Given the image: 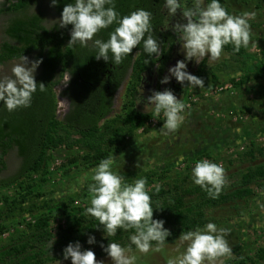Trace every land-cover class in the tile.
Listing matches in <instances>:
<instances>
[{
    "label": "trees",
    "instance_id": "trees-1",
    "mask_svg": "<svg viewBox=\"0 0 264 264\" xmlns=\"http://www.w3.org/2000/svg\"><path fill=\"white\" fill-rule=\"evenodd\" d=\"M38 1L3 0L0 4V15L10 17L4 27L8 41L0 45V65L17 61L21 55L41 59L35 79L46 87L44 92L37 90L31 107L27 109L8 112L0 102V173L7 169L6 157L11 151H16L20 161L14 175L2 178L0 174V236L8 234L7 239L0 240V264L69 261L64 260L63 247L58 245L67 246L76 241L81 243L82 250H92L96 258L107 256L100 247L101 243L105 247L109 243L128 245L134 230L118 229L114 237L105 238L103 226L95 218L85 215L90 206L88 188L70 198L56 197L53 192H41L36 188L49 181V163L59 149L69 153L61 162L64 172L71 167L92 169L100 160L124 152L139 129L144 128V134L150 132L145 126L155 116L153 111L136 109L137 88L143 74H151L156 67L162 72L169 52L179 43L163 0H115L116 10L122 16L139 8L153 14V32L161 42L162 55L158 60L150 59L143 53L141 45L133 49L120 65L111 61L106 63L95 58L96 49L91 42L87 47L69 44L71 25L66 28L54 26L50 30L44 27L42 11L29 14L31 7L38 6ZM48 1L51 6V0ZM72 2L74 0H58L57 5L51 7L61 16L64 6ZM220 2L223 6L224 0ZM116 26L113 24L101 30L94 39L106 41ZM248 49L249 46L235 52L232 45L224 49L230 61L245 72L238 82L230 80L235 89H241L248 82L264 80V49L259 58L249 56ZM145 59H149L147 65ZM65 76L68 80L61 95L69 100V109L60 118L55 87ZM126 79L120 111L113 114L115 94ZM159 87L156 91H161ZM186 93L181 90L182 102ZM161 122L159 127L163 125ZM249 147L244 155L250 159L264 152V148L257 147L253 141L249 142ZM187 167L173 178L168 176L171 169L136 170L123 175L127 183L140 177L147 179L146 188L153 201V218L164 220L165 228L171 232L166 244L179 239L181 233L208 223L207 211L254 197L252 185L264 191V164L245 171L232 192H226L224 185L217 199L209 198L204 190L193 184L192 169ZM9 190L10 194L3 192ZM75 202L81 205L76 206ZM157 207L160 209H155ZM59 220L65 223L58 224ZM89 235L95 236L96 244H87ZM224 264H264V249L257 250L253 256L236 251L231 259L224 260Z\"/></svg>",
    "mask_w": 264,
    "mask_h": 264
},
{
    "label": "clouds",
    "instance_id": "clouds-1",
    "mask_svg": "<svg viewBox=\"0 0 264 264\" xmlns=\"http://www.w3.org/2000/svg\"><path fill=\"white\" fill-rule=\"evenodd\" d=\"M57 3L58 0H51V6ZM163 7L171 18L180 10V20L186 23L177 22L171 26L177 34L184 59L168 69L169 75L160 80L161 84H169L174 78L182 86L187 82L186 87L204 88V79L191 74L187 70V62L199 64L206 57L210 61H218L227 45H232L235 52L249 46L251 29L248 17L254 13L243 16L230 14L220 0H208L207 3L205 0H192L191 7H185V0H163ZM152 15L150 11L139 8L122 16L116 10L115 0H74L64 6L61 17L55 22L61 28L72 26L69 44L87 47L91 42L96 49L97 60L120 65L133 49L141 45L143 53L150 59L158 60L162 55L161 42L153 32ZM113 24L117 26L106 41L94 39L101 30ZM41 63V59L29 61L28 57L21 55L11 68V75L0 77V102L8 112L30 108L37 90L45 91L44 84H38L35 79ZM148 63L149 59H145V64ZM149 91L151 94L146 100L142 95L138 96V104L144 101L145 107L152 108L155 117L163 116L161 134L176 133L185 122L186 105L171 89ZM151 135L155 136L156 132ZM114 164L115 157L109 156L91 170V183L88 185L90 206L86 208L85 215L95 218L103 226L105 238L114 237L118 229L134 230L128 245L109 243L105 247L101 243L100 247L111 264H136L133 246L142 254L158 252L165 246L171 232L165 228L164 220L153 218V201L146 188L147 179L140 177L127 183L125 177L114 169ZM88 178L86 174L82 180L87 181ZM191 180L209 198L217 199L226 183L225 170L215 162L202 159L192 168ZM229 235V229L212 222L183 232L179 236L178 254L169 258L168 264H224L225 259L233 257L227 239ZM86 242L88 245L97 243L93 235H89ZM63 258L70 259L71 264H104L103 260H97L92 250H82L79 241L70 242L63 249Z\"/></svg>",
    "mask_w": 264,
    "mask_h": 264
},
{
    "label": "rangeland",
    "instance_id": "rangeland-1",
    "mask_svg": "<svg viewBox=\"0 0 264 264\" xmlns=\"http://www.w3.org/2000/svg\"><path fill=\"white\" fill-rule=\"evenodd\" d=\"M2 2L3 0H0V4ZM205 3L207 2L205 1ZM191 6L192 0H185V7ZM223 7L230 14L237 16L254 13V16L249 15L248 17L251 29L248 55L257 58L254 54L256 49H264V2L260 0H224ZM39 10L44 13V27L50 29L59 26L55 21H58L61 16L56 14L48 0H39L38 6L31 7L29 14L37 13ZM9 18L8 15H0V45L8 41L4 35V27ZM27 57L29 61H33L32 55ZM183 59L184 55L178 43L169 52L162 72L156 67L149 76L148 74L142 75L140 82H144L143 84L139 82L137 88L136 109L141 112L150 113L152 111L151 107H145L144 101L138 104V96H141L145 89L149 96L151 94L149 90L156 91V87L160 85L161 91L166 88L171 89L178 99L182 97L181 90H185L187 97L183 103L194 99H196V102L191 103L190 107L185 109L184 124L176 133L165 136L159 132L162 126L159 127L158 125L159 121L163 123V116L152 117L157 125L152 127L147 123V129H150L148 134H144V131H136L135 139L132 142L129 141L127 149L113 155L115 157L114 169L121 175L136 170L146 172L171 169L168 176L173 178L176 174L184 172L187 166V168L192 169L197 161L207 159L224 168L226 176L225 190L230 193L238 187L239 177L245 171L259 164H264V152L262 155L256 154L254 159L244 155L250 148V141H253L257 147L264 148V80L248 82L241 88L245 87L244 91L246 92L235 89L230 80L233 79L238 82L245 72L242 67L231 62L229 56L224 53L218 61H210L206 57L199 64L192 61L187 62V70L191 74L204 79V88L186 87L187 82L184 86L177 82L172 83L174 78L169 84H161L160 80L169 75L168 69L174 66L178 60ZM17 62L18 60L0 65V77L10 76L11 68ZM249 63L253 64L252 62ZM37 73L38 69L35 76ZM67 80L68 76H65L63 82L55 87L57 115L60 118L69 109V100L61 95L62 90L66 87L65 82ZM126 82L127 80L116 95L113 114L120 111ZM251 84L254 85L249 86ZM224 85H231L232 88L213 97L209 96L214 88ZM206 94H208V97L205 96ZM229 106L232 109H228ZM254 116H256V119ZM245 127L249 132H247V137L242 139L239 134H241V131H245ZM152 132H156V135H151ZM68 154L64 149H59L54 154L55 159L49 163V181L45 185L37 186V191L53 192V196L70 198L76 197L84 188H88L91 183V170L93 168L79 167L75 169L71 167L64 172V169L61 168V162ZM204 155L209 158L202 157ZM19 162L16 151H11L6 157L7 169L0 173L1 177L7 178L14 175ZM86 174L89 178L87 181H83L82 178ZM252 190L255 194L254 197L245 201L229 202L206 213L209 222H215L218 227L230 230L227 239L233 253L239 251L247 256H253L257 250L264 249V191H261V188L256 185H252ZM3 192L10 194L11 190ZM74 205L79 206L81 204L75 202ZM64 223L62 220L58 222L62 225ZM7 238V233L0 236V240ZM179 244L180 241L177 239L172 243L165 244L160 251H150L147 254L134 250L136 264H168L169 258L178 254L177 247ZM60 245L58 246L63 247L62 249L66 247L64 244ZM180 251H183V248H180ZM97 260H103L104 264H111V260L107 256L98 257ZM56 264H59V262ZM60 264H71V261H63Z\"/></svg>",
    "mask_w": 264,
    "mask_h": 264
},
{
    "label": "built area",
    "instance_id": "built-area-1",
    "mask_svg": "<svg viewBox=\"0 0 264 264\" xmlns=\"http://www.w3.org/2000/svg\"><path fill=\"white\" fill-rule=\"evenodd\" d=\"M255 49V48H254ZM254 51V50H253ZM254 54L256 55L255 57H260V54H261V50H259V49H256V51L254 52ZM232 88V86L231 85H224V86H220V87H217V88H214V90L209 94V96L210 97H213V96H215V95H217V94H219V93H221V92H223V91H226V90H228V89H231ZM208 94H206L205 96H207L208 97ZM192 100H188V102H185L184 104L186 105V109H188L189 107H190V104L191 103H195L196 102V99H194L192 102H191ZM147 125V124H146ZM148 125H150V126H156L157 125V122L155 121V120H153V119H151V120H149V122H148ZM148 126H145V128H147ZM139 131H144V128L142 129H139ZM241 149V148H240Z\"/></svg>",
    "mask_w": 264,
    "mask_h": 264
},
{
    "label": "flooded vegetation",
    "instance_id": "flooded-vegetation-1",
    "mask_svg": "<svg viewBox=\"0 0 264 264\" xmlns=\"http://www.w3.org/2000/svg\"><path fill=\"white\" fill-rule=\"evenodd\" d=\"M180 16H181V12H180V10H178L177 11V14H176V16H174V17H170L171 18V20H172V25H174V24H176L177 22H182V23H186V21H183V20H180ZM148 76H149V74H148ZM127 80V79H126ZM125 80V81H126ZM147 80H149V79H147ZM143 82L144 81H141L140 82V84H143ZM176 82V80L175 79H173V82L172 83H175ZM127 83V82H126ZM124 84V83H123ZM123 84H122V86H123ZM121 86V87H122ZM121 87L119 88V90L117 91V93L115 94V97H114V100H115V98H116V95L118 94V92L120 91V89H121ZM148 93H147V91H146V89L144 90V92L141 94L144 98H147V95Z\"/></svg>",
    "mask_w": 264,
    "mask_h": 264
},
{
    "label": "crops",
    "instance_id": "crops-1",
    "mask_svg": "<svg viewBox=\"0 0 264 264\" xmlns=\"http://www.w3.org/2000/svg\"><path fill=\"white\" fill-rule=\"evenodd\" d=\"M253 85H254V84H251V85H249V86H253ZM245 89H246V88L244 87V88L241 89V90L244 91ZM244 92H246V91H244ZM223 107H224V104H223ZM223 107H222V108H223ZM233 108H234V107H233ZM224 109H225V108H224ZM228 109H232V108H230V106H229ZM255 117H256V116H254V118H255ZM255 119H256V118H255ZM228 131H229V130H228ZM228 131H227V132H228ZM247 132H249V130L246 129V127H245V131H241V134H239V136H241L242 139H245V137H247V134H248ZM230 133H232V132H230ZM237 135H238V134H237Z\"/></svg>",
    "mask_w": 264,
    "mask_h": 264
}]
</instances>
